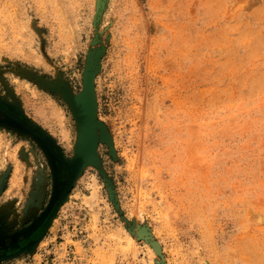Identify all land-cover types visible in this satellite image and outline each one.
<instances>
[{
  "label": "rangeland",
  "instance_id": "374dc122",
  "mask_svg": "<svg viewBox=\"0 0 264 264\" xmlns=\"http://www.w3.org/2000/svg\"><path fill=\"white\" fill-rule=\"evenodd\" d=\"M0 264H264V0H0Z\"/></svg>",
  "mask_w": 264,
  "mask_h": 264
},
{
  "label": "water",
  "instance_id": "95a60500",
  "mask_svg": "<svg viewBox=\"0 0 264 264\" xmlns=\"http://www.w3.org/2000/svg\"><path fill=\"white\" fill-rule=\"evenodd\" d=\"M89 117H85V119H84V130H85V135L87 136V137H89V136H91V135H89L88 133H87V131H86V128H85V124H86V121H87V119H88ZM22 131H24L25 133H28V134H34V135H36V136H38V138L40 137L42 140H46V138L43 136V135H38V134H36L35 133V130H33L32 128H30V127H28V128H26V129H24V130H22ZM93 132V131H92Z\"/></svg>",
  "mask_w": 264,
  "mask_h": 264
},
{
  "label": "bare ground",
  "instance_id": "6f19581e",
  "mask_svg": "<svg viewBox=\"0 0 264 264\" xmlns=\"http://www.w3.org/2000/svg\"><path fill=\"white\" fill-rule=\"evenodd\" d=\"M90 120H92V119L89 117V118L87 119V121H86V124H85V128H86L87 133H88L89 135L92 134V131H93V128H94V125H95V124H93ZM158 249H159V247L156 246V250H157V251H158Z\"/></svg>",
  "mask_w": 264,
  "mask_h": 264
}]
</instances>
